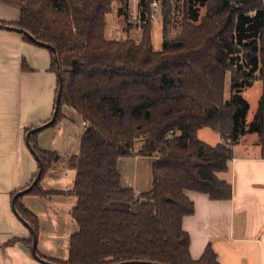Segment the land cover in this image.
<instances>
[{
    "label": "trees",
    "instance_id": "16d2710c",
    "mask_svg": "<svg viewBox=\"0 0 264 264\" xmlns=\"http://www.w3.org/2000/svg\"><path fill=\"white\" fill-rule=\"evenodd\" d=\"M117 1L0 0L21 14L18 24L4 27L22 30L57 51L63 95L56 125L66 119L65 108L86 125L78 156L43 152L40 134L30 140L44 175L29 195L78 199L73 218L79 233L72 239L69 261L43 260L220 264L212 245L200 261L191 257V237L183 223L195 216V205L187 193L231 202L233 188L219 176L229 172L234 147L248 135L259 136L264 160V98L251 125L250 105L243 98L258 81L264 83V1L141 0V44L107 41V16ZM155 1L165 13L162 51L153 42ZM181 3L183 20L174 26ZM120 14L128 23L123 9ZM171 30L178 36L172 37ZM48 51L51 72L58 76L57 56ZM60 87L59 81L57 97ZM205 129L218 133L223 144L202 142L199 133ZM133 158L157 160L153 187L143 194L122 185L120 162ZM62 161L77 171L74 190L43 191L46 174ZM21 200L18 212L38 234L39 220Z\"/></svg>",
    "mask_w": 264,
    "mask_h": 264
},
{
    "label": "crops",
    "instance_id": "0c3cea01",
    "mask_svg": "<svg viewBox=\"0 0 264 264\" xmlns=\"http://www.w3.org/2000/svg\"><path fill=\"white\" fill-rule=\"evenodd\" d=\"M20 18L18 9L0 3L1 24H18ZM51 66L48 50L0 29V264H42L33 256V245H28L33 236L16 217L13 198L29 189L39 174V164L26 144V132L45 126L54 116L59 79ZM64 115L65 120L40 133L39 148L63 158L78 156L85 124L69 108ZM233 151L229 172L219 176L232 186V201L212 202L207 196L187 193L195 205V216L185 219L183 228L191 237V257L196 262L212 245L220 264H264V160L259 136L242 138ZM144 161L120 162L123 188L137 194L152 189L153 180L145 179L142 172L135 174V166L141 170L140 163L150 168ZM76 179L77 171L62 161L46 174L41 188L70 193ZM21 204L39 220V257L68 262L72 239L79 233L73 218L78 199L28 195Z\"/></svg>",
    "mask_w": 264,
    "mask_h": 264
},
{
    "label": "rangeland",
    "instance_id": "374dc122",
    "mask_svg": "<svg viewBox=\"0 0 264 264\" xmlns=\"http://www.w3.org/2000/svg\"><path fill=\"white\" fill-rule=\"evenodd\" d=\"M172 2L178 0H170ZM141 0H118L113 4L112 12L107 16V30L106 39L109 42L116 43H126L135 42L141 44L143 41V31L140 28L139 23V5ZM138 4V5H137ZM179 10L174 15V26L183 20V4L181 3ZM138 7V8H137ZM123 12L126 17L129 18L127 23L125 17H122L120 12ZM206 10H202L201 18L206 16ZM161 7L158 11H154L152 18V28H153V42L156 51H162L164 42V15ZM177 29V27H175ZM172 37H176V30H171ZM230 89H231V76L229 75L226 83V99L230 100ZM243 98L250 105V112L248 115V125L253 124L256 121L257 116L260 112V104L264 98V83L258 81L255 86L251 89L246 90L243 93ZM199 139L212 147H215L221 143V138L218 133L213 132L210 129H205L200 132ZM148 164L150 163V168L146 164L141 165V170L137 169L135 166L136 173L142 172L145 179H149L150 182L153 180V167L156 163V159H146ZM148 167V168H147ZM152 188V186H151ZM149 188V190L151 189Z\"/></svg>",
    "mask_w": 264,
    "mask_h": 264
},
{
    "label": "water",
    "instance_id": "95a60500",
    "mask_svg": "<svg viewBox=\"0 0 264 264\" xmlns=\"http://www.w3.org/2000/svg\"><path fill=\"white\" fill-rule=\"evenodd\" d=\"M0 29L1 30H7V31H10V32H14V33H17L19 35H24L26 36L27 38H29L33 43H35L38 47L40 48H43V49H46V50H51L54 52V54L57 56V64H58V78H59V81H60V90H59V95L57 97V102H56V108H55V113H54V116L52 118V120L46 124L45 126L41 127V128H38V129H35L33 131H31L28 136H27V139H26V144H27V147L29 149V151L31 152L32 156L36 159V161L38 162L39 164V174L37 176V178L35 179L34 183L32 184V186L19 193L16 198L14 199V202H13V209H14V213L16 215V217L19 219V221L30 231L31 235L33 236V247H32V253H33V256L34 258L42 263V264H51V263H48L46 261H43L39 255H38V243H39V240H38V236H37V233L33 230V228L23 219V217L20 215V213L18 212L17 210V202L28 196L36 187H38L39 183L41 182L42 180V177L44 175V166L41 162V160L39 159L38 155L36 154L30 140H31V137L36 135V134H40L42 133L43 131L45 130H48L50 128H53L56 124H57V121H58V116H59V112H60V108H61V104H62V95H63V73H62V68H61V64H60V60L58 58V54H57V51L55 49H52L50 46L48 45H45V44H41V43H38L36 41V39L28 34V33H25L23 32L22 30H19V29H14V28H7V27H4L3 24L0 23ZM131 264H147V263H131Z\"/></svg>",
    "mask_w": 264,
    "mask_h": 264
},
{
    "label": "built area",
    "instance_id": "2783aa9c",
    "mask_svg": "<svg viewBox=\"0 0 264 264\" xmlns=\"http://www.w3.org/2000/svg\"><path fill=\"white\" fill-rule=\"evenodd\" d=\"M160 5H161L160 2L155 1L152 5L154 11H158L160 9ZM85 127H86V125H85Z\"/></svg>",
    "mask_w": 264,
    "mask_h": 264
}]
</instances>
